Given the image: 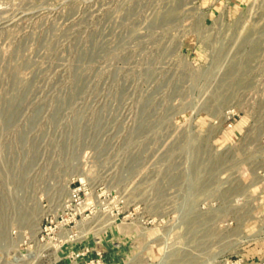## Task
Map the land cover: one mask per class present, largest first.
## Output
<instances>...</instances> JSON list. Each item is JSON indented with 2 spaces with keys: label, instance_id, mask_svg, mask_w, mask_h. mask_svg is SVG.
<instances>
[{
  "label": "rangeland",
  "instance_id": "1",
  "mask_svg": "<svg viewBox=\"0 0 264 264\" xmlns=\"http://www.w3.org/2000/svg\"><path fill=\"white\" fill-rule=\"evenodd\" d=\"M0 264H264V0H0Z\"/></svg>",
  "mask_w": 264,
  "mask_h": 264
},
{
  "label": "built area",
  "instance_id": "2",
  "mask_svg": "<svg viewBox=\"0 0 264 264\" xmlns=\"http://www.w3.org/2000/svg\"><path fill=\"white\" fill-rule=\"evenodd\" d=\"M74 183L75 186L70 187V194L64 208L57 215L49 213L46 216L48 224L40 232L43 241L53 238L61 228H73L77 224V218L81 215L84 208L88 205L91 206L90 197L93 188L89 187L84 181L78 180V182L75 181Z\"/></svg>",
  "mask_w": 264,
  "mask_h": 264
},
{
  "label": "bare ground",
  "instance_id": "3",
  "mask_svg": "<svg viewBox=\"0 0 264 264\" xmlns=\"http://www.w3.org/2000/svg\"><path fill=\"white\" fill-rule=\"evenodd\" d=\"M69 197V196H68ZM66 201L64 199H62L60 201V205H58L57 209H52L51 212L56 213L59 210L63 209L65 206ZM50 211H44V216H46ZM107 219V218H106ZM111 219V217H108V219L106 221H109ZM107 223V222H105ZM87 226H86V222L85 221H80L75 227L73 228H62V232L59 235V237L61 238V240L63 241H67L69 239H76L79 238L81 235H84L85 232L87 231ZM41 232V227L38 226V229L36 230V232L34 233V236L37 239L38 234ZM63 233V234H62ZM82 237V236H81ZM40 240H38L39 243Z\"/></svg>",
  "mask_w": 264,
  "mask_h": 264
}]
</instances>
